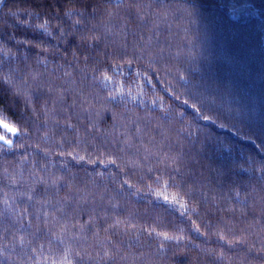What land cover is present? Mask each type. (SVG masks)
<instances>
[{"label":"trees","instance_id":"trees-1","mask_svg":"<svg viewBox=\"0 0 264 264\" xmlns=\"http://www.w3.org/2000/svg\"><path fill=\"white\" fill-rule=\"evenodd\" d=\"M51 2L0 0V264H264V0H87V67Z\"/></svg>","mask_w":264,"mask_h":264},{"label":"snow or ice","instance_id":"snow-or-ice-1","mask_svg":"<svg viewBox=\"0 0 264 264\" xmlns=\"http://www.w3.org/2000/svg\"><path fill=\"white\" fill-rule=\"evenodd\" d=\"M47 12H43V9L41 8L40 11L43 12V14L45 16L48 17L47 20H45L44 23L41 24H37L36 27L37 28H42L45 32V34L51 36L52 35V31L49 30V25L52 24V21H55V25L54 27L57 28L59 30V37L61 39L64 40L65 43L68 42V37H73L76 41L75 44H73V50H72V54L73 57L76 59L77 63L79 64L80 61H83V64L85 67H87L89 65L90 62L94 61L92 59V54L90 52V49L95 47V45L92 43V41L94 40H98L99 36L97 34L94 33V30L92 28H88V19L94 18L95 17V13L97 10V6L95 4H89L87 2V0H84V2L80 3L79 7H73L71 9L66 8L65 11L63 13L60 12V8H59V4L57 3V0H52L51 3L47 4ZM75 13L79 16V19H76L73 21V26L79 25L80 28L75 29V30H67L68 26L65 24L63 17L68 16L69 18L71 17V15ZM24 23H27L26 21H24ZM11 39V37H10ZM24 43H29L28 41H24ZM55 47L56 52L58 53L60 51V49L56 46ZM6 52H10V49H6ZM45 51H47V49H45ZM129 64H131V59H129L127 61ZM68 73H65V76H67ZM101 75L103 76V78L105 80H108L109 77L107 75H105L104 73H101ZM35 79V77H34ZM93 79H96L95 76H93ZM181 79H183V76H181ZM43 84L37 85V87H43ZM47 88L49 90V92L56 90L58 92H63V89H54V86L49 82L47 84ZM79 96H80V105H81V111H88L91 114L92 111V99L90 98V95L88 93H84L83 91L79 92ZM62 99V97H60ZM111 99H114V96L110 93L109 94V98H106L107 102H111ZM185 103H187V101H185ZM76 104V101H73V105ZM193 107L195 108L196 105H193ZM97 115H99V112H97ZM203 119L207 120L209 119L208 116H204ZM4 127L8 130V132H11L13 134L16 133H20L22 132L24 135L28 134V129H21L18 127H14V126H10L8 124H4ZM69 128L72 127L71 124L68 125ZM96 131H99V129H96ZM113 139L115 140L116 137L114 136ZM0 142H2L4 145L7 146H12L13 141L6 139L5 136L0 135ZM80 160H83L84 157L81 156L79 157ZM108 160L110 163H116V161L112 158L111 155H109ZM101 163H104L103 160H101ZM262 171H264V167H262L261 169ZM60 177H55L53 179V183H56L58 180H60ZM13 182H15L14 178H13ZM45 183H47V179L45 178L44 180ZM124 183H127V181H124ZM129 187H132L131 185H129ZM31 195H29V199H31ZM168 197H165V200H167ZM45 215H47V213H45ZM64 229L61 228V231H63ZM150 233L151 232H155V229H149L148 230ZM197 231H199V229H197ZM158 236H162L165 240H171L173 237L170 236L167 232H159L157 233ZM176 239H183L182 236H177ZM220 239L223 240L225 239L224 235L220 236ZM229 243H232L231 240H229ZM161 247H163V245H161ZM76 256H81L82 254L80 252H76L75 253ZM104 256L107 257L109 256V253L107 251L104 252ZM53 264H72V260L64 258L62 259L61 262H56L54 261Z\"/></svg>","mask_w":264,"mask_h":264}]
</instances>
